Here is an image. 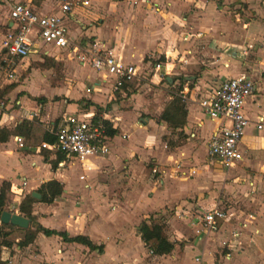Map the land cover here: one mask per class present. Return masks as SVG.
Masks as SVG:
<instances>
[{"label":"crops","instance_id":"obj_1","mask_svg":"<svg viewBox=\"0 0 264 264\" xmlns=\"http://www.w3.org/2000/svg\"><path fill=\"white\" fill-rule=\"evenodd\" d=\"M18 1L29 3L42 14L52 12L60 15L58 10L55 9L54 11L51 8L49 4L51 0H37L38 6H34L31 3L32 0ZM53 1L55 2V0ZM86 1V6L80 4L75 6L71 16L66 17L64 20L69 39L76 43L79 42L81 45L96 41L101 42L106 47L113 48L124 63L134 65L137 68L140 76L143 71L150 69L151 83H157L154 82L155 78L159 79V75L164 77L165 74L169 73L168 71H171L170 75L173 76L164 77L166 83L173 86L181 78L185 81L181 86V90L184 86H187L191 90L202 91L213 90L224 79L238 76L241 73L240 71L239 73L226 71L230 67L231 60L225 59L226 55H232L236 63H241L240 60H243L238 53L235 54L237 43H234V40L238 36V32L246 38L252 37V39L262 41L261 51L258 50L257 45L252 46L254 51L258 50L259 62L256 63L260 65L263 63L260 58L264 59V0H236L237 3L244 4L245 13L249 18L239 27V31L237 30L238 27L231 26L229 19H225L220 10L216 8L214 0H144V4H141L140 0ZM93 20H97L95 25H83ZM72 26L77 28L79 38L72 32ZM180 34L185 35L187 39H179L178 42L177 37ZM197 34L201 36L194 37L192 44L187 42L190 35L196 36ZM220 34H223V37ZM251 42V40L248 41L249 44ZM199 46H202V54L198 52ZM34 47L38 53H32L27 58L30 56L39 57L40 55L52 57L54 55L50 54L51 52H55L56 55H63V53L48 46L35 44ZM227 51L230 52L227 53ZM199 53L205 57L210 56L213 61H208L206 64L202 61L198 62ZM146 56L164 57L165 62L160 65L159 71H155L154 65L155 63L159 64V62L154 64L148 61L144 62ZM176 56L179 58L176 63H173V57L175 59ZM234 60L232 62H235ZM181 62L182 64H180ZM72 65H74L73 79L75 82L72 88V104L64 106L57 104V109L62 119L64 118L63 122L67 117L91 118L96 116V118H108V116L110 117L109 113H111V127L117 132L126 133L128 141L125 140L127 142L122 143L124 140H119V145L115 135L111 137L110 151L107 156L89 158L84 164H78L83 171L99 169L104 172H100V177H97L93 172H90L89 175L84 172L85 176L82 180L79 179V176H81L79 173L77 179L83 182L82 187L79 188L77 184L68 183L63 173L58 169L64 165L63 158L56 161V153H50L44 149L42 151L39 148L42 141L33 145L32 143L36 139L27 138L24 134H10L4 142L0 143V184L6 182L10 185V193L14 195V203H16L11 211L5 212L25 218L17 211L20 201L25 195L30 196L33 192L38 194L37 191L42 184L55 181L60 185V194L54 197L50 203L35 202L31 205L30 215L33 217L34 223L44 229L64 233L67 238L80 236L88 240L93 246L98 247V249L90 250L82 244L67 243L58 236L45 237L41 233L35 234L32 243L20 248L17 243L22 240L25 231L27 229L33 230L30 221L27 219L29 223L26 229L15 228L11 225L5 226V232L10 233L18 230L13 234H20L21 238L11 240V235L5 238L10 246L0 248V262H3V264H195L196 262L191 263L189 260L190 255L195 253L194 255H200L203 262L211 264L210 250L213 248V244H207V236H196L195 234L192 236L190 234L191 242L183 244L181 255L174 254L170 260L165 261L164 256L167 255L153 256L146 253L148 250L139 239L137 227L142 220L146 219L144 218L147 216L144 213L145 211L157 212L173 206L174 209H182L183 206L191 207L193 205H199L202 208L205 203H209L210 197L207 196L204 199V194L199 190L202 181L200 177L185 182V180L177 181V178L164 176L161 183L153 184L154 186L151 187L149 184H145L147 182L143 170L145 169V162L149 159L155 160L157 165L164 167L179 163L181 166L199 165L205 162L203 157L202 159L197 158L198 150L203 148V145L198 148L193 139L204 140L206 144L211 133L222 122L210 120L203 116L197 107L195 95L190 96L183 106L185 112L183 116L184 125L182 129H178V131L183 130L188 138L185 136L186 139L184 138L181 145L180 143L170 142L166 146L162 136L168 134L173 141L176 138H173V129L170 125L160 117L165 105L163 108H158L157 119L159 122H156V127H152L150 125L151 121L148 120L149 123L144 125L147 132L143 135L144 133L137 130L135 118L133 117L137 106L132 108V112H121L119 108L125 105V102H119L118 105L111 102L117 93L125 96L131 94L127 88L133 83L126 85L127 88L124 90L119 89L118 92L111 93L109 83L101 82L100 76L74 62ZM215 67H217L216 70H214ZM82 69L88 73H85ZM245 75L254 82L251 76ZM176 76L179 78H174ZM260 80L257 81L258 83L254 82L255 93L246 100L242 108V113L248 120L244 134L238 144L242 159L228 169L221 168L215 162L208 160L207 166L215 167L217 173L224 170L227 178H232V173L236 170H243V153L245 149L253 143L264 140V129L256 131L253 124L257 117L264 118V112L256 113L251 118L247 114L248 105L259 100L258 106L261 108L264 103V98H261L264 94L262 93L264 91V78L261 82ZM85 88H92V91L86 94ZM92 93L94 94L91 96ZM195 93L192 92V94ZM82 98L85 103H80ZM42 99L45 100V98ZM171 99V94L167 95V101H171ZM25 101L19 99L18 103L25 104ZM24 109L23 117L26 121H30L32 115L29 110ZM97 112L101 113L98 115ZM4 116L1 118L3 119ZM125 116L132 120L128 125V129L132 127V132L122 128ZM9 118L12 119V116H9ZM0 129H3V127H0ZM38 131L40 136L41 130ZM45 131L49 132L50 130L46 129ZM34 132H37V130ZM132 134L136 135L135 140L130 139ZM14 137H19L25 143L29 139L32 143L24 145L22 142L23 146L18 148L14 142ZM145 139L149 142V146L154 145L156 148L158 144L163 143V146L169 147L167 149L170 150L164 154V157L156 155L153 158L152 154H150L151 156L142 154L128 160L129 156L133 155L142 143H145ZM194 148H197L196 152L193 151ZM202 153L203 155L205 153V157L208 158L206 148ZM58 164L61 165L58 166ZM147 169L152 171L156 167ZM105 179L109 180V183H105ZM238 182L239 184L244 183V195L253 199L257 190L254 182L248 178ZM146 187L150 189H148L150 193L143 194L141 191ZM19 196L22 197L19 202L15 201ZM201 196H203V199H201ZM214 207L216 205L210 207V210ZM113 218L120 219V223L117 224ZM141 218L144 219L141 220ZM252 219V217L249 220L246 219V222L243 223L244 226L247 227L246 224L252 225ZM126 220L128 222L125 223ZM227 222H223L218 232L212 234V236L219 234ZM166 223L169 224L167 240L175 244L171 236L180 235L181 232L174 229V222L168 220ZM258 224L261 226L260 229H250L252 237L249 239V243L251 244H247L248 248L244 247L247 249L243 248L239 254L245 264H264V221ZM188 226L192 227L190 223ZM187 230L190 229L187 227ZM234 231L242 237L240 228ZM229 241L230 246L233 247L235 245L240 246L242 243L241 238H232ZM130 244L137 249V253L128 247ZM239 246L238 248H240ZM234 249L236 251H233ZM234 249H230V252H237V249ZM232 253L227 259L222 256L226 264L232 262ZM147 257L151 262L145 261ZM178 259L182 261L178 263Z\"/></svg>","mask_w":264,"mask_h":264},{"label":"rangeland","instance_id":"obj_2","mask_svg":"<svg viewBox=\"0 0 264 264\" xmlns=\"http://www.w3.org/2000/svg\"><path fill=\"white\" fill-rule=\"evenodd\" d=\"M215 6L217 9L220 10L221 14L224 15L225 19H229V22L231 26L238 27L237 30L239 31V27L243 25L245 20H249V18L246 15V9L243 6L244 4H239L236 2V0H214ZM31 3L34 6H38L37 0H32ZM51 5V8L56 9L57 11V5H55V2L51 0L49 2ZM5 13H6V6L0 2V41L2 40V35L5 33ZM52 13V12H51ZM100 14V13H98ZM86 19V18H85ZM180 20V18H179ZM181 21V20H180ZM97 23V20L89 21V23L83 24L84 26H89V24L95 25ZM235 29V28H234ZM72 32H74V35L78 36V31L75 26H72ZM219 35V34H218ZM223 37V34H220ZM201 35L192 36L190 35L187 42H193L194 37H200ZM175 37V36H174ZM79 38V36H78ZM178 42L180 40L187 39V37L183 34H180L178 37ZM252 41L250 45H257L258 50L261 51L262 49V41L261 40H255L251 38L244 37L243 34L238 32V36L235 38L234 43H237V54L239 51L243 49V46L245 43L249 44L248 41ZM101 43V42H100ZM246 44V45H247ZM101 45H103L101 43ZM191 47V46H190ZM256 47V46H255ZM176 48V47H175ZM199 48V49H198ZM198 52H201L202 54V46H199ZM186 50V49H185ZM232 50V49H230ZM258 50L253 52H248L245 59L240 60L241 63H236L235 58H233L232 55H226L225 59L231 60V64L229 69H227V72H236L239 73V71L242 74H247L251 76L255 83H258L260 79L262 80L264 78V59L260 58L263 63L257 64L256 62H259V55ZM230 51H227L229 53ZM235 52V51H234ZM233 52V53H234ZM256 55H255V53ZM260 53V52H259ZM50 54L54 55L52 57L47 56H30L27 59H23L21 61H14L13 64H9L7 62L6 64L0 65V127H3V130H5L9 134H20L24 133L28 129V124L31 125L32 128H35L37 132H35V136L39 135L38 130H50L51 132H54L55 127L61 125L63 122L62 116L60 112L57 109V104H60L61 106L72 104V88L75 85L74 77H73V68L74 65H72V60H69L65 57V55L60 54L56 55L55 52H51ZM168 54V53H167ZM200 53L197 57L198 62H206L213 61V58L202 56ZM172 58V57H170ZM178 56L174 59L173 57V63H176L178 60ZM264 58V55H263ZM3 60V54L0 50V63ZM234 60L235 62H232ZM148 61L149 63L154 64L155 62H159L161 65L165 62L164 57H150L146 56L144 57V62ZM75 63V62H74ZM156 64V63H155ZM182 64V62L180 63ZM8 68H6V66ZM217 67L214 68L216 70ZM204 69V68H203ZM83 70V69H82ZM85 73V70H83ZM168 74H165V76H173L170 75L171 71H168ZM84 73V74H85ZM145 73V74H144ZM240 73V74H241ZM10 75V78H7V75ZM239 74V75H240ZM164 76V77H165ZM158 78H155L154 82L157 83H151V72L150 69L145 70L141 73L140 80L138 82H134L132 85H130L127 89L131 92V94H124L117 93L116 97L114 96V99L111 102H115L116 105L119 104V102L124 101L125 105H122V107L119 108L121 112H132V108L137 106V109H135V126L137 130L144 133L147 132V128L144 127V125L149 123L151 121L150 125L152 127H156V122H159L158 117V108L164 109L162 114H167V106L169 109L170 102L173 100L174 103H181L182 109L185 105L184 103L186 100L183 101L180 95L181 86L184 84L185 81H183L178 76L174 78H179L173 86L172 84H168L165 82L164 77L158 76ZM259 78V80H257ZM91 79V76H90ZM260 80V82H261ZM30 86V87H29ZM29 87V90H28ZM123 89V87H121ZM263 89V88H262ZM264 93V91L262 92ZM94 93L90 94L91 96ZM171 94V101H167V95ZM131 95H134L131 97ZM33 98L42 99L45 98L44 102L34 101ZM264 98V94L263 97ZM19 99H24L25 104L18 103ZM196 99V98H195ZM169 100V98H168ZM259 100H257L254 104L248 105V116L250 118L256 114V113H262L264 112V103L261 106V108L258 106ZM80 103H85V100L82 98L80 100ZM30 111L31 119L30 121H27L29 123H24L21 130L17 132V125H19L21 122L26 121L24 119L23 110ZM106 109V107H105ZM107 111V110H105ZM19 113V115H17ZM101 112H97L99 115ZM3 115V119L1 118ZM110 117L111 113H109ZM9 116H12V119L9 118ZM114 118V117H113ZM149 120V121H148ZM132 120L130 118H127L125 116L123 120L122 128L124 130L128 129V125L130 124ZM178 121V120H177ZM121 128V126H120ZM176 130H173V139H170L168 134L162 136L163 142L168 146V143L174 142L181 145V143L184 141V138H188V136L184 133L181 128H176ZM129 132H132L133 129L130 127L128 129ZM135 132V131H134ZM171 132V133H172ZM184 134H183V133ZM34 133V132H33ZM115 137L116 141L120 145L119 140H127L128 136L126 133L123 132H117ZM264 137V135H263ZM185 138V139H186ZM130 139L135 140L136 135L132 134ZM132 140V141H133ZM28 142L26 143H32L29 139H27ZM122 141V143H126L127 141ZM194 142H196L197 147L199 148L200 145H203V148H206V144L204 140H197L196 138L193 139ZM25 145L26 143L22 141ZM145 143H142L138 149L136 150L133 155L131 154L128 158V160H132L133 157L141 156L142 154H145L146 156H155L160 155L164 157V154L168 152L167 149L169 147H164L163 143L158 146H149V142L144 140ZM33 145L39 144V140H36L32 143ZM28 145V144H27ZM203 148L198 150V159H203L205 162H202L199 165H190L181 166L179 164H174L172 166L164 167L157 165L155 163V160H147L145 162V169L143 170L144 176L146 179L145 183L146 185L149 184V186H154L155 182H162V178L164 176H171L174 178H177V181L185 180V182L195 180L196 177H200L202 179L201 184L199 185V190L204 194V199H206L207 196H209V203H205L202 208L199 205H193L191 207L183 206L182 209H174V206L172 208L167 207L164 210L160 211H145L144 213L147 219L150 218L152 222L155 223H162L163 227V233L166 238H168L169 232H168V226L169 224L166 223L168 220L174 222L173 226L176 231H180V235H174L171 236V239L175 242L174 244V250L173 252L169 253L167 256H164L165 261L170 260L172 256L175 254L177 256H180L182 253V247L183 244H189L191 242V237L194 236V231L197 228V217L200 216L204 211L210 210V207L213 205H216L217 208L222 209L223 211L227 212V216L229 217V220L226 224H224L223 228L221 229V232L219 234L214 236H207L206 242L207 244H213V248L210 250L211 264H226L225 260L222 259V256L224 253H226V250H223L221 247V243L223 241H226L228 244H230V241L232 239V232L234 230H237L240 228V231L242 232L241 235H238L237 239L241 238L242 243L240 244V248L237 246V252L232 253L234 250L230 253H232V262L229 264H245L243 259L240 257V252L243 250L244 247H247V244L249 243V239H251L252 235L250 233V229L255 230L260 229L261 226L258 224L259 222L264 221V140H261L259 142L253 143L250 145L249 148H246L243 153V170H236L233 172L232 178H227L225 176V171L221 170L220 173L216 172L215 167H212L210 165L207 166L208 162L210 161L209 158L205 157V153L203 155ZM141 149V150H140ZM193 151H197V148H194ZM145 152V153H143ZM51 153V152H50ZM53 153V152H52ZM195 154V153H194ZM193 154V155H194ZM88 160V159H87ZM203 160V161H204ZM209 160V161H208ZM64 162V165L62 168H58L61 173H63L64 177L66 178L67 182L70 184H77L79 188L82 187L83 182L78 181L77 177L80 173L81 176H85V174H90V172H93L97 177H100V172L104 173L103 170L95 169V170H82L80 169V166L78 165L75 160L72 159H62ZM75 162V163H74ZM74 163V165H72ZM148 166V167H147ZM155 169V174L148 170L147 168H153ZM207 167V168H206ZM89 170V171H88ZM146 170V171H145ZM243 171V172H241ZM85 172V174H84ZM99 174V175H98ZM153 174V175H152ZM238 178V180H236ZM252 180L256 186V192L254 194V198L251 199L244 195V183L241 182L239 184V180H246V179ZM85 180V179H84ZM105 183H109V180L107 181L105 179ZM99 184V183H98ZM154 184V185H153ZM148 186V187H149ZM145 187V186H144ZM148 187L142 189L143 194H148L150 191H148ZM150 190V189H149ZM18 195V194H17ZM115 195V194H114ZM26 196V195H25ZM22 197L19 196L17 202ZM54 199V198H52ZM201 199H203V196H201ZM5 204L2 208L3 211H8L13 209L16 206V203H14V195L10 192L8 195H6L5 198ZM196 200V199H195ZM21 202V201H20ZM196 202V201H194ZM211 202V205H210ZM186 207V208H185ZM214 207V208H216ZM189 208V209H187ZM209 208V209H208ZM212 209V208H211ZM179 210V211H178ZM144 216V215H142ZM248 216H251L253 219L252 225L246 224V226L241 227V224L245 223L246 219L249 220L250 218ZM137 217V216H136ZM144 218H141L144 219ZM114 221H116L117 224L120 223V219L113 218ZM124 220V219H123ZM145 220V219H144ZM142 220V221H144ZM148 220V219H147ZM141 221V222H142ZM128 222L127 220L125 223ZM140 222V223H141ZM192 226L189 227L188 225ZM187 227L190 229L187 230ZM13 232H18V230L11 231L8 233V235H11V240L14 238H21L20 234H13ZM7 235V236H8ZM179 236V237H178ZM176 237L177 239L175 240ZM135 253H137V249L132 247V245H128ZM248 248V247H247ZM244 248V249H247ZM245 251V250H244ZM148 255H150L149 251L146 252ZM195 253H192L189 257V260L194 262V258H198L200 260V264H208L201 260L200 255H194ZM146 262H151L149 258H145ZM181 259H178L177 262H181ZM195 263V262H194ZM196 264V263H195ZM210 264V263H209Z\"/></svg>","mask_w":264,"mask_h":264},{"label":"built area","instance_id":"obj_3","mask_svg":"<svg viewBox=\"0 0 264 264\" xmlns=\"http://www.w3.org/2000/svg\"><path fill=\"white\" fill-rule=\"evenodd\" d=\"M0 2L6 6V29L0 41L3 60L0 65L7 62L13 64L14 61H21L32 53L37 54L34 45L39 44L58 50L67 59L100 76L101 82L109 83L111 93L118 92L123 84L129 85L139 81L140 74L137 68L124 63L113 48L96 41L81 45L69 39L64 20L71 16L75 6L79 4L86 6V0H55L60 15L42 14L29 3L18 0H0ZM139 2L145 3L144 0ZM253 50V46L247 44L238 55L245 59L247 53ZM159 69L160 64H155L154 70L159 71ZM10 77L8 74L7 78ZM91 91L92 88H85L86 94ZM192 92L196 93L192 94ZM254 93V82L245 74L226 78L213 90L194 91L184 86L180 91L183 101L195 95L197 107L203 116L222 122L211 133L206 143L208 158L221 168L228 169L242 159L238 144L248 124L242 108ZM110 120L109 116L108 118L67 117L53 134V142L50 144L42 142L39 148L61 154L64 159L75 160L81 165L89 158L105 157L110 151L111 137L106 134L104 122L110 123ZM253 124L256 131H262L264 118L257 117ZM14 142L18 148L22 147L19 137H14ZM152 173L155 174V169H152ZM79 179L82 180L83 176H79ZM226 221L228 216L220 208L204 211L197 217L195 225L197 228L194 233L196 236L215 234L220 225ZM244 225L241 224L242 227ZM238 235L237 232H232V238L237 239ZM235 246H230L226 241L221 243L222 249L227 251L223 255L225 259L230 257V249L236 248ZM149 253L151 254L150 251ZM194 262L199 264V259L194 258Z\"/></svg>","mask_w":264,"mask_h":264},{"label":"trees","instance_id":"obj_4","mask_svg":"<svg viewBox=\"0 0 264 264\" xmlns=\"http://www.w3.org/2000/svg\"><path fill=\"white\" fill-rule=\"evenodd\" d=\"M121 87H123V90L127 88L125 84H123ZM34 101L44 102V99H33ZM175 100L170 102L169 109L168 106L166 110L168 111L167 114H161L162 120H165L168 125L173 130H176V128H181L184 125L183 116L185 114L184 110L182 109L181 103L177 104L174 103ZM99 110V109H97ZM96 118V116L94 117ZM178 120V121H177ZM24 123H29L27 121L21 122L19 125H17L16 129L17 132L21 130ZM104 125L106 127V134L109 137H113L116 135L117 131L111 127L110 123L104 122ZM57 128L55 127L54 132H46L41 130V135L35 136L34 131L35 128H32L30 124H28V129L24 133L27 136V138H33L36 140H39L46 143H52L54 140L53 134L56 132ZM34 132V133H33ZM10 134L7 133L5 130L0 129V143L4 142ZM23 146V145H22ZM44 151L43 149H41ZM63 158L61 154H56V161H59ZM10 192V185L6 182H2L0 184V214L3 211L2 208L5 204V198L6 195ZM61 192L60 185L56 183L55 181H49L40 186L37 193L40 196L38 200L31 198L29 195H26L20 202L18 206V213L23 215L26 219H28L31 223V227L33 230L27 229L22 237V240L17 243V246L20 248L27 246L28 244L32 243L35 234L41 233L45 237L49 236H58L61 238L62 241L67 243H78L86 246L90 250L98 249V247L93 246L88 240L77 236L74 238H67L64 233H57L52 230H47L42 227H40L38 224L34 223L33 217L30 215L31 213V205L35 202H42V203H50L52 198L58 196ZM148 219V220H147ZM144 221H142L138 227H137V234L139 236L140 241L144 245V247L151 252L153 256H163L168 255L172 252L174 249V244L172 242H169L167 238L165 237L163 230H162V223H155L152 222L150 218H147ZM12 228V227H10ZM6 227L2 224H0V248L1 247H9L10 244L8 241L5 240V238L8 235V232H5L4 230ZM0 264H3V262H0Z\"/></svg>","mask_w":264,"mask_h":264},{"label":"water","instance_id":"obj_5","mask_svg":"<svg viewBox=\"0 0 264 264\" xmlns=\"http://www.w3.org/2000/svg\"><path fill=\"white\" fill-rule=\"evenodd\" d=\"M30 197L33 199H39V195L36 193H31ZM29 221L21 216L16 214H11L9 212H1L0 214V224L6 226L11 225L15 228L19 229H26L28 226Z\"/></svg>","mask_w":264,"mask_h":264}]
</instances>
